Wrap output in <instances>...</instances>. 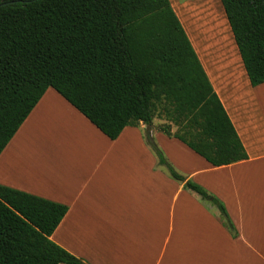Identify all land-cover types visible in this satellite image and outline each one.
<instances>
[{"label": "crops", "instance_id": "1", "mask_svg": "<svg viewBox=\"0 0 264 264\" xmlns=\"http://www.w3.org/2000/svg\"><path fill=\"white\" fill-rule=\"evenodd\" d=\"M187 1L173 8L247 158L216 166L155 118L111 139L54 87L0 153V184L68 206L51 238L89 264H264V82L251 83L219 1ZM147 130L180 173L224 203L234 230L159 163Z\"/></svg>", "mask_w": 264, "mask_h": 264}, {"label": "trees", "instance_id": "2", "mask_svg": "<svg viewBox=\"0 0 264 264\" xmlns=\"http://www.w3.org/2000/svg\"><path fill=\"white\" fill-rule=\"evenodd\" d=\"M251 83L264 82V0H221ZM49 87L116 139L153 124L220 166L247 158L171 0H0V153ZM177 131L172 132V127ZM146 141L170 175L224 203ZM66 204L0 184V264H89L51 235Z\"/></svg>", "mask_w": 264, "mask_h": 264}, {"label": "rangeland", "instance_id": "3", "mask_svg": "<svg viewBox=\"0 0 264 264\" xmlns=\"http://www.w3.org/2000/svg\"><path fill=\"white\" fill-rule=\"evenodd\" d=\"M219 1V4L221 5V7H223L222 3L220 2V0H217ZM173 6L176 5L178 7V5H184L186 4V2H188L187 0H171ZM224 9V8H223ZM165 120L159 118V117H156L155 120H154V126L157 127L158 125H160L161 123H164ZM177 131V126H173L172 127V132H175Z\"/></svg>", "mask_w": 264, "mask_h": 264}]
</instances>
